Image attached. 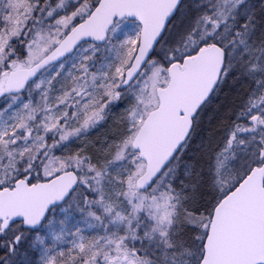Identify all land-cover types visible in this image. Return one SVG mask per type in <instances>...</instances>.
I'll return each mask as SVG.
<instances>
[{
    "label": "snow or ice",
    "instance_id": "snow-or-ice-1",
    "mask_svg": "<svg viewBox=\"0 0 264 264\" xmlns=\"http://www.w3.org/2000/svg\"><path fill=\"white\" fill-rule=\"evenodd\" d=\"M0 264H264V0H0Z\"/></svg>",
    "mask_w": 264,
    "mask_h": 264
},
{
    "label": "trees",
    "instance_id": "trees-1",
    "mask_svg": "<svg viewBox=\"0 0 264 264\" xmlns=\"http://www.w3.org/2000/svg\"><path fill=\"white\" fill-rule=\"evenodd\" d=\"M225 94H231V85L226 86L224 89V93L220 96V100H225L226 99V95ZM213 115L212 111L209 110V112L206 114V116L204 117V121H205V126H207L210 123V117Z\"/></svg>",
    "mask_w": 264,
    "mask_h": 264
}]
</instances>
